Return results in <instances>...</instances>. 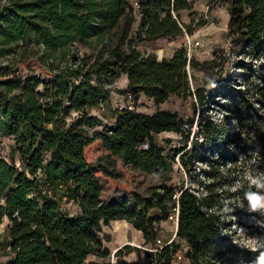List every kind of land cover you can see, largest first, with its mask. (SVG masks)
I'll return each mask as SVG.
<instances>
[{"label": "trees", "instance_id": "obj_1", "mask_svg": "<svg viewBox=\"0 0 264 264\" xmlns=\"http://www.w3.org/2000/svg\"><path fill=\"white\" fill-rule=\"evenodd\" d=\"M227 1L233 50L261 57L264 0ZM137 4L134 9L131 0H0V140H14L11 158L0 154V223L8 219L6 236L0 239V264H84L91 254L107 256L102 225L115 219H125L141 231L143 243L151 244L144 250L150 264H173L180 243L172 239L159 245L156 224L177 202L176 236L185 241L190 264H232L235 255L247 264H262L264 249L229 244L223 233L229 224L216 212L211 183L202 194L180 189L177 198L176 189L166 184L175 155L165 153L155 135L184 134L193 119L164 108L148 113L115 107L110 123L90 113L110 98L103 78L122 73L128 82L121 93L143 92L156 104L170 95H194L204 107L222 88L226 110L243 133L238 141L256 155L257 170L264 176V74H255L257 82L217 75L193 87L188 67L205 61L188 56L185 46L159 58L136 45L138 40L175 37L188 30L179 16L192 7L191 0ZM79 42L91 53H78ZM214 54L213 65L226 57ZM222 78L221 86L215 81ZM200 125L205 136L215 133L224 142L231 140L224 123L204 118ZM220 142L214 146L224 158ZM187 154L181 155L185 168ZM209 164L214 178L217 165ZM127 167L157 175L159 187L147 196L134 195L133 201L126 193L103 199L100 176L118 180ZM67 202L77 210L71 211Z\"/></svg>", "mask_w": 264, "mask_h": 264}, {"label": "rangeland", "instance_id": "obj_2", "mask_svg": "<svg viewBox=\"0 0 264 264\" xmlns=\"http://www.w3.org/2000/svg\"><path fill=\"white\" fill-rule=\"evenodd\" d=\"M192 7L180 11L179 19L188 24V30L175 37H158L153 40H138L137 47L142 52H155L160 58L169 56L178 46H185L188 56H193L201 63L197 67H188L191 74L190 81L193 87L205 84V81L216 78L217 75L227 79L228 77L242 81L243 78L259 81L255 74H264V55L259 58L250 57L247 54L236 53L230 43L227 32V22L230 17L229 2L227 0H191ZM139 23V15L133 24V32ZM78 53H91L92 49L83 43H77ZM214 53L226 55L225 58L216 62L211 61ZM0 61H4L0 57ZM213 65V66H212ZM251 69L254 74L250 76ZM220 81H215L222 84ZM103 84L110 88V98L92 108L90 113L100 118L103 123L112 121V112L115 107H120L128 102L127 92L120 89L127 85L126 74H120L113 79L103 78ZM217 84V85H218ZM221 85V86H222ZM129 92V91H128ZM226 97L222 88L217 91L204 107L198 103L195 96L182 97L170 95L165 101L156 104L152 97L143 92L135 93L131 104L134 109L152 113L157 108L176 111L184 119H193L191 125H185L184 134L174 131H162L155 138L164 146L165 153L175 155L173 170L166 184L177 193L185 187L195 193L202 194L207 191L206 185L211 183L212 193L216 200V212L224 218L229 228L223 231L227 236L229 244L238 249H264V209L251 210L246 193L258 192L264 195V189L257 188L251 180L264 177L257 170V158L250 150H243L244 144L239 142L243 136L238 130L236 117L226 110ZM204 118L211 119L217 125L224 123L230 133L229 142L222 141L221 136L213 133L205 136L201 130ZM218 137V138H217ZM218 140L224 149V158L219 156V148L214 146ZM12 136H2L0 140V154L8 160L12 156ZM187 152L184 160L189 164L187 168L181 163V155ZM88 155H92L89 150ZM204 157V158H203ZM17 160V156H15ZM215 158L222 161L217 165V173L213 178L209 176L213 168L209 164L210 159ZM102 186V198L110 199L119 192L131 196H147L159 187L160 179L157 175L142 172L131 167L124 168L123 175L118 180L100 176ZM214 183V184H212ZM71 211H76L77 206L72 202L65 203ZM227 209V211H226ZM7 217L0 223V239L6 236ZM158 239L161 242H169L172 239L180 243V257L173 258V264H190V260L184 255L187 245L183 239L176 236V223L170 218L161 219L157 222ZM103 243L110 251L109 255L101 257L89 255L84 264H128L131 260L139 264H150L151 260L146 255L145 249L151 244L143 243V236L139 229L135 228L125 219L111 220L102 225ZM2 260L6 256L1 257ZM232 264H247L239 255H235Z\"/></svg>", "mask_w": 264, "mask_h": 264}, {"label": "clouds", "instance_id": "obj_3", "mask_svg": "<svg viewBox=\"0 0 264 264\" xmlns=\"http://www.w3.org/2000/svg\"><path fill=\"white\" fill-rule=\"evenodd\" d=\"M251 183L257 188L264 189V177L254 178L251 180ZM246 199L249 202L251 210L264 209V195L258 192H248L246 193ZM260 260L264 264V255L261 256Z\"/></svg>", "mask_w": 264, "mask_h": 264}, {"label": "built area", "instance_id": "obj_4", "mask_svg": "<svg viewBox=\"0 0 264 264\" xmlns=\"http://www.w3.org/2000/svg\"><path fill=\"white\" fill-rule=\"evenodd\" d=\"M132 2V5L134 7V9L137 8L138 4H137V0H131ZM127 96H128V102L123 104L122 106L120 105V107H129V108H133L132 104L130 103L132 99H134L135 97V93L129 91L127 92ZM178 196V193L175 194V197L177 198ZM178 214H179V205H178V202L176 203V205L172 208V210L170 211L169 215H168V218L172 219L175 221L176 223V227H177V224H178ZM157 243L159 245H161V240L160 239H157ZM180 250H178L176 253H175V257H180Z\"/></svg>", "mask_w": 264, "mask_h": 264}, {"label": "water", "instance_id": "obj_5", "mask_svg": "<svg viewBox=\"0 0 264 264\" xmlns=\"http://www.w3.org/2000/svg\"><path fill=\"white\" fill-rule=\"evenodd\" d=\"M118 195L122 196L123 192H119ZM112 198H115V195Z\"/></svg>", "mask_w": 264, "mask_h": 264}]
</instances>
